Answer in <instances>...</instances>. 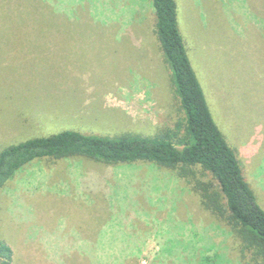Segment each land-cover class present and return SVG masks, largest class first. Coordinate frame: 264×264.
Returning a JSON list of instances; mask_svg holds the SVG:
<instances>
[{
  "label": "rangeland",
  "instance_id": "1",
  "mask_svg": "<svg viewBox=\"0 0 264 264\" xmlns=\"http://www.w3.org/2000/svg\"><path fill=\"white\" fill-rule=\"evenodd\" d=\"M176 1L212 115L264 209V0ZM153 26L151 0H0V148L173 126L182 114ZM230 236L185 179L148 163L40 160L0 190L13 264H63L87 243L101 264H247Z\"/></svg>",
  "mask_w": 264,
  "mask_h": 264
},
{
  "label": "trees",
  "instance_id": "2",
  "mask_svg": "<svg viewBox=\"0 0 264 264\" xmlns=\"http://www.w3.org/2000/svg\"><path fill=\"white\" fill-rule=\"evenodd\" d=\"M151 4L154 36L169 70L172 92L182 117L173 126L156 125L147 134L125 132L105 136L64 129L6 145L0 148V190L27 165L40 160L59 163L84 158L109 166L152 164L186 180L199 196V207L229 231L247 264H264V209L245 180L235 150L212 115L180 30L177 1L151 0ZM46 24L58 29L67 26L65 20L53 24L50 19ZM3 34L1 45L7 43L2 40ZM198 167L208 172L213 181L196 177ZM97 244L87 243L89 249L85 251L76 249L63 264H101L95 251L100 246ZM13 262L11 243L0 237V264Z\"/></svg>",
  "mask_w": 264,
  "mask_h": 264
},
{
  "label": "crops",
  "instance_id": "3",
  "mask_svg": "<svg viewBox=\"0 0 264 264\" xmlns=\"http://www.w3.org/2000/svg\"><path fill=\"white\" fill-rule=\"evenodd\" d=\"M90 33V32H89ZM66 35H69V34H72V33H65ZM61 39H64V40H71L70 36H66V37H62ZM63 44H68V41L66 42H62ZM58 44L60 45V42H58Z\"/></svg>",
  "mask_w": 264,
  "mask_h": 264
}]
</instances>
